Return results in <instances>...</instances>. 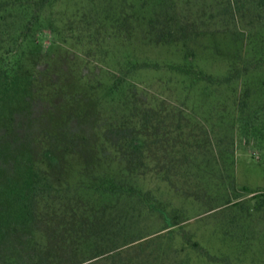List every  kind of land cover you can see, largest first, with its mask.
<instances>
[{
  "label": "rangeland",
  "instance_id": "obj_1",
  "mask_svg": "<svg viewBox=\"0 0 264 264\" xmlns=\"http://www.w3.org/2000/svg\"><path fill=\"white\" fill-rule=\"evenodd\" d=\"M38 1L0 0L12 6L0 11V61L15 55L31 77L0 106V196L34 172L61 190L24 228L0 227V264H82L91 228L125 264L162 262L186 239L264 264V208L242 221L221 200L234 184L242 200L254 195L243 188L264 193V0ZM108 179L134 190L97 202L90 187ZM147 190L158 206L138 202ZM131 208L143 239L126 245L116 229ZM172 209L189 216L182 233ZM258 235L260 250L240 243Z\"/></svg>",
  "mask_w": 264,
  "mask_h": 264
},
{
  "label": "trees",
  "instance_id": "obj_2",
  "mask_svg": "<svg viewBox=\"0 0 264 264\" xmlns=\"http://www.w3.org/2000/svg\"><path fill=\"white\" fill-rule=\"evenodd\" d=\"M48 1L49 0H39L37 4H39L38 6L43 7ZM9 7H12L9 3L4 6L3 3L0 2V11ZM14 56L15 55H8V57H2L0 61V106L12 105V103L18 98L28 93L31 86L30 75L25 72L24 67L19 61H14ZM186 57L191 62L189 63V61H187L191 68L189 69V72L191 73L195 55H186ZM141 64L142 63H138L135 64V66L138 67ZM205 76V80L212 82L211 80L213 77L211 75ZM20 169L21 168H17L16 172L20 173ZM26 175H23V177ZM17 185L20 186L19 184ZM5 188H2L5 193H3L4 198H2L1 195L0 200L3 202H9L12 205V208L6 211H0V227L3 225H16L20 228H24L22 226L24 225V221L28 222L32 218L36 210L35 208H37V200L41 196H49L61 190V187L57 186L50 177L45 174H40L39 172H34L26 177L22 182V187H17L16 185L14 187L9 184L8 186L6 185ZM70 189L71 187L62 188L64 191H69ZM90 189L93 191V194L96 195L97 202L104 199H114L123 194H130V192L134 190L127 188L126 183L114 179L104 180L98 185L91 186ZM242 190L248 193H253L254 195L249 199L244 197L242 200L238 195L239 192H241V189L234 184L233 191L235 192V197H233L232 195L234 194L229 193V191L221 196V200L224 202L222 210H229L230 212L226 214L230 215L233 214V211H237L236 213L241 214L240 219L242 221H248L247 219H252L256 213L262 211L264 208V193H259L258 191L249 190L247 188H243ZM137 198L138 202L145 207L150 204L158 206V202H161L151 190L144 191L143 195H138ZM254 200L257 201V206L252 205L251 202ZM130 210L131 211L124 213L121 217V221L117 227L118 229H116V231H118V233H116L118 236L123 233L125 234L126 240L128 241L126 245L143 239V237H137V235H135L136 225H138L140 215L137 214V210H134L133 208ZM172 210V213L168 216V219L174 223V231H171V233L175 234L177 231L182 233L189 225V216L185 211H181L180 209ZM230 220L228 223H230ZM26 229L28 230V228L25 227L24 230ZM129 229H134L133 233L129 234ZM222 229L220 236L223 237L224 241L228 242L229 239H233V233L227 223L223 224ZM88 232L90 239L87 241L86 245L84 246L83 244L82 247L87 253L88 260L86 259L82 264H125L122 262V259H118L120 253L118 255L112 254L111 252L107 253L104 249L100 248V240L102 239L99 237L103 234L101 229L91 228ZM260 236L258 235L257 238L254 237L253 239L243 237L240 239V243H243L244 247L247 246L246 248L254 244L253 246L260 250L262 247L261 241L263 240V236ZM245 239L248 240L246 245L244 244ZM28 240L29 242H32L33 239L29 237ZM249 249L251 248H248L247 250ZM107 254L108 256H106ZM248 254L247 251V255ZM156 264H232V258L230 256L226 257V255L213 253L211 249L204 247L198 241L186 239V241L183 242L181 249H177L174 252L173 257H169L162 262L158 261Z\"/></svg>",
  "mask_w": 264,
  "mask_h": 264
}]
</instances>
